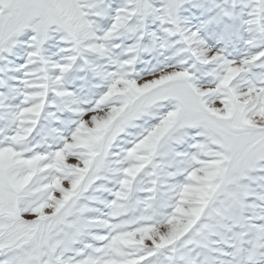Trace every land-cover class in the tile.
Wrapping results in <instances>:
<instances>
[{
  "label": "snow or ice",
  "instance_id": "obj_1",
  "mask_svg": "<svg viewBox=\"0 0 264 264\" xmlns=\"http://www.w3.org/2000/svg\"><path fill=\"white\" fill-rule=\"evenodd\" d=\"M0 264H264V0H0Z\"/></svg>",
  "mask_w": 264,
  "mask_h": 264
}]
</instances>
